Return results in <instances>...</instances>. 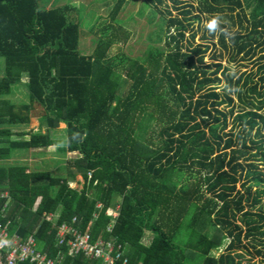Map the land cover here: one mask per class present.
Wrapping results in <instances>:
<instances>
[{"label":"trees","instance_id":"1","mask_svg":"<svg viewBox=\"0 0 264 264\" xmlns=\"http://www.w3.org/2000/svg\"><path fill=\"white\" fill-rule=\"evenodd\" d=\"M46 1L0 0V162L15 150L55 145L78 154L69 161L75 171L60 177L0 165V222L40 239L52 256L54 228L44 212L57 213V224L76 216L80 228L120 243L130 264H241L243 240L255 247L264 234V0H196L190 19L188 9L165 19L164 46L117 56L107 51L127 39L121 26L98 28L86 54L77 6ZM123 1L110 9L111 20ZM201 14L227 23L209 31L216 44L192 45L191 20ZM216 45L227 64L215 61L220 52L203 61ZM258 52L256 78L233 69ZM17 84L28 99L18 106L9 97ZM231 91L242 106L235 115ZM33 107L41 108L37 130H11L29 121ZM59 122L66 124L61 140L50 135ZM76 172L81 189L70 185Z\"/></svg>","mask_w":264,"mask_h":264},{"label":"rangeland","instance_id":"2","mask_svg":"<svg viewBox=\"0 0 264 264\" xmlns=\"http://www.w3.org/2000/svg\"><path fill=\"white\" fill-rule=\"evenodd\" d=\"M117 0H47L45 7L53 5H62L64 3H73L77 6L78 13L75 15L73 12L72 16L75 15L76 19L80 22V27L82 29V35L80 39V47L82 51L86 54L91 53L95 45L93 42V35L98 34V28L102 25L108 23L109 21L115 22V24L122 27L123 33L128 35L127 39L122 42L118 41L113 43L107 51L108 56H117L121 55L122 52H128L130 55H141L143 50L149 43H154L158 46H164L163 36L166 30L165 19L170 15H178L182 17L183 14H180L182 10H189L185 14V17L190 19L195 14H198L196 11V0H124L121 6V9L116 16L115 20H111L110 9L116 3ZM191 6V7H190ZM246 9V8H245ZM160 11V12H159ZM247 11V9H246ZM79 16L80 18H77ZM213 16L203 15L199 16V20H191L193 30L195 31V38L192 40V45L194 43H206L209 46L214 43L216 44L217 34H210L207 23L212 19ZM225 21L224 19L219 18V23ZM225 25L227 24L226 22ZM93 28V29H92ZM230 30H235V27H227ZM92 29V30H91ZM217 32V29L214 30ZM214 32V33H215ZM232 32V31H231ZM186 32V37L189 35ZM203 36V38H202ZM123 37V35L121 36ZM188 46V45H187ZM190 46V45H189ZM209 52V53H208ZM203 58L204 62H210V56L212 54L221 55L216 57V62L219 61L222 65L227 64V59L229 57L226 51H222L216 45L209 48V51ZM259 52L246 60H242L238 63H232L233 69L238 70V74L245 73L256 78L257 66L262 62V60L257 59ZM241 63V64H240ZM241 65V66H240ZM1 75V74H0ZM25 81V78L22 79ZM127 87V85L125 86ZM230 95L233 97L235 104L234 113L235 115L238 110L242 107L239 104L235 93L230 92ZM11 100L16 104V106L21 103L27 102V95L25 92V87L22 84H17L13 86L12 92L9 95ZM222 107V106H220ZM229 107L225 106L224 110H227ZM41 112L40 107H33L30 113V119L27 123L10 125L11 130L14 132H27L35 131L39 127V113ZM261 113L264 115V106L261 110ZM229 117L228 126L225 129V132L232 131L234 122L232 121V116ZM66 124L64 122H59L56 126L50 129V135L53 139L61 140L66 137ZM42 132L45 131V128H40ZM263 135H264V128ZM151 134V133H148ZM146 134V136H148ZM159 136L152 135V140L157 142L159 141ZM57 146L51 145L41 148H32L27 150H15L12 152L11 157L8 160L0 162L2 166L25 164L30 167L31 170H46L49 171L53 176L63 177L67 175L68 171H75L73 164H70L71 159L78 156L74 151H67L61 153L56 149ZM262 169V166H258ZM70 179V178H69ZM195 180V179H193ZM70 185L76 189H81L82 187V177L80 173L76 172L74 179L70 182ZM241 180L237 182L236 187L240 188ZM255 186L252 187V190ZM264 200V195L262 196V201ZM251 212H257L256 206H253L250 210ZM109 213L117 212L116 210H109ZM116 215V214H115ZM151 238V233L146 231L142 242L148 244ZM262 244L255 242V247L250 244L246 239L243 240L246 250L242 249V256L239 257L241 264H261L264 259V255L258 254L255 252V249L259 248L261 252H264V234L260 237ZM254 242V241H252ZM223 248V245L220 246L218 250H214V254L217 255L219 251Z\"/></svg>","mask_w":264,"mask_h":264},{"label":"built area","instance_id":"3","mask_svg":"<svg viewBox=\"0 0 264 264\" xmlns=\"http://www.w3.org/2000/svg\"><path fill=\"white\" fill-rule=\"evenodd\" d=\"M6 195L4 192L1 196ZM7 203L3 205L2 211L6 210ZM109 210L111 208L105 213L114 218L117 212L115 215ZM41 217L53 224L56 253L48 255L42 249L40 239L33 235L21 238L16 230L9 227L10 221L7 220L5 223L0 222V264H65L67 257L71 258L68 264H130L120 243L101 238L100 235L95 237L88 228H80L76 216L58 224L55 223L57 213L44 212Z\"/></svg>","mask_w":264,"mask_h":264},{"label":"clouds","instance_id":"4","mask_svg":"<svg viewBox=\"0 0 264 264\" xmlns=\"http://www.w3.org/2000/svg\"><path fill=\"white\" fill-rule=\"evenodd\" d=\"M218 23H219V17L213 16L212 19L208 21L206 26L209 31H214L217 29ZM3 243H8V241H3Z\"/></svg>","mask_w":264,"mask_h":264}]
</instances>
